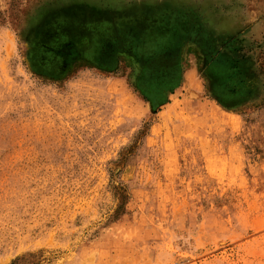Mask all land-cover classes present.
<instances>
[{
    "label": "rangeland",
    "instance_id": "1",
    "mask_svg": "<svg viewBox=\"0 0 264 264\" xmlns=\"http://www.w3.org/2000/svg\"><path fill=\"white\" fill-rule=\"evenodd\" d=\"M0 264H264V0H0Z\"/></svg>",
    "mask_w": 264,
    "mask_h": 264
}]
</instances>
